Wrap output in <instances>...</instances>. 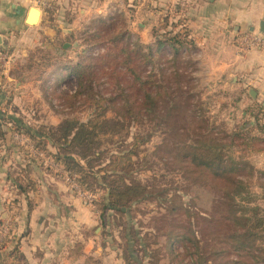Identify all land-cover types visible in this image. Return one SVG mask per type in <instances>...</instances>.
<instances>
[{"label": "trees", "instance_id": "trees-1", "mask_svg": "<svg viewBox=\"0 0 264 264\" xmlns=\"http://www.w3.org/2000/svg\"><path fill=\"white\" fill-rule=\"evenodd\" d=\"M118 21H122L121 26ZM128 33L127 20L122 14H115L93 20L79 34L76 46L79 52L76 51L74 61L66 55L69 49L63 47L57 53L43 49L34 52L28 59L29 66L47 67L46 78H42V74L38 78L39 81L42 78L43 95H58L62 108H69L71 115L81 106L90 114L82 120L63 112L56 125L39 123L36 117L34 119V113L31 123L16 117L5 119L0 115V141L5 136L3 121L10 120L7 123L11 122L15 132L29 137L37 150L61 164L70 177L77 176L82 192L93 197V207L103 227L106 228L117 216L121 221L126 220L125 224L118 225L123 228L119 245L125 264H142L135 253L141 251L137 249L139 242L151 235L135 230L132 225L133 206L140 203H156L161 209L165 207L167 213L160 215L163 220L174 221L172 216L175 214H183L189 220V229L185 231L182 224H170L169 230L163 232V236L166 234L173 241L169 246L172 253L174 241L180 239L193 243L197 254L195 264L209 263L203 255L204 244L212 247L211 264H241L226 256L231 249L238 251L241 247H248L250 255L254 256L252 250L256 241L264 243V218L259 216L258 206L253 205L254 194L241 176L248 165L229 150L237 145L243 151L247 148L264 151V138L255 134L263 129L260 110L247 112L249 117L235 123L230 133L218 130L201 111L204 110L199 97L201 88L193 75L185 77L176 68L170 75L161 74L163 67L143 74L141 68L144 64H161L171 59L172 64L176 63L180 52L191 47L187 35L153 30L154 43L143 45L127 42ZM166 45L173 52L170 60H166L163 54ZM92 48H99L101 52L87 54ZM36 54L44 56L38 60ZM187 61L197 66L191 59ZM25 62L15 67L19 77L24 75ZM118 68L125 70L117 71ZM111 69L114 70L112 73ZM72 81L75 84H71ZM103 84L105 87L100 88ZM111 86L115 87L113 91ZM214 96L208 95V98ZM51 105L55 108L52 100ZM111 108L117 112L113 118L108 116ZM251 117L255 118V123ZM143 121L165 129L163 142L155 146L150 157H142L141 151L142 146L151 140V134L133 131ZM227 138L229 144L221 141ZM49 148L55 153H49ZM158 160H163L165 166L178 165L191 184L204 183L210 187L213 194L210 209L203 212L191 206L197 200L189 193L191 185L185 192L158 186L155 173ZM144 173L149 175L143 178ZM1 227L3 221L0 219V231ZM193 228L201 233L204 243ZM239 243L243 245L239 246ZM6 246L5 242L3 248ZM142 251L146 258V249ZM82 264L102 262L85 257Z\"/></svg>", "mask_w": 264, "mask_h": 264}, {"label": "crops", "instance_id": "crops-1", "mask_svg": "<svg viewBox=\"0 0 264 264\" xmlns=\"http://www.w3.org/2000/svg\"><path fill=\"white\" fill-rule=\"evenodd\" d=\"M34 8L39 10L35 17ZM115 14L124 16L130 34L143 45L154 43L153 30L186 34L191 47L180 54L197 65L193 74L199 86L207 95L220 96L218 108L241 110L233 125L260 110L264 138V48L244 51L240 45L244 33H260L264 0H0V115L31 120L33 106L25 96L32 90L25 85L27 77L15 72L18 63L38 49L57 53L63 47L71 58L79 34L93 20ZM163 50L173 57L167 45ZM5 121L0 141L5 238L32 255L61 258L67 248L79 246L83 257L125 264L118 232L111 224L103 227L95 208L72 188L64 167L47 153L32 152L29 137Z\"/></svg>", "mask_w": 264, "mask_h": 264}, {"label": "rangeland", "instance_id": "rangeland-1", "mask_svg": "<svg viewBox=\"0 0 264 264\" xmlns=\"http://www.w3.org/2000/svg\"><path fill=\"white\" fill-rule=\"evenodd\" d=\"M122 21H118V26H121ZM111 34H113V30H111ZM127 35V34H126ZM129 38L125 39L127 42H130L133 44L136 42L134 37L130 33H128ZM79 49V47H78ZM169 50V49H168ZM79 52V51H77ZM101 52L99 48H92L87 51V54H93L97 55ZM74 54V53H73ZM79 54V53H78ZM44 54H36V57L38 60L42 58ZM165 59H171L169 56L165 54ZM71 59L74 61L76 60L75 54L71 57ZM174 60V59H173ZM189 60L187 57L184 56H177V62L172 64V59L170 62L163 61L161 64H144L141 68L144 70L143 74H149L153 68H156V70H159L157 67H160L162 69L161 74L170 75L171 72L176 70L180 71L185 77L187 76H194L193 73L197 71V66H193L192 63H187ZM192 62V61H190ZM55 65V64H54ZM58 65V64H56ZM29 66V60L24 63V69L23 74L27 76V80H25L27 87L30 88L32 91L28 92L25 97H29L31 100L30 104H32L33 111L30 114L34 113V119L36 117V120L39 123L43 124H52L57 122L59 119L63 117V114H70L71 111L69 108L65 107L62 108V102L59 101L58 95H52V96H44L43 91L40 87V84L42 83V78H46V69H43V67L39 66V64H30ZM195 67V68H194ZM125 68H118L117 71H124ZM114 70L111 69V73ZM46 73V74H45ZM42 74V78L39 81L38 78ZM188 74V75H187ZM126 80L129 79V77L125 78ZM44 80V79H43ZM103 79H101L100 82H102ZM124 82V81H123ZM71 84H75L73 81ZM123 84V83H122ZM194 82L190 84V87L193 88ZM105 85L103 84L100 88H104ZM189 88V86H188ZM190 88V89H191ZM200 100L203 102L202 107L204 108L203 111L204 115L209 118V121H211L214 126L218 128V130H222L225 133H230L233 126V119L240 118V111L233 112V111H227L222 110L221 108H218L216 105V102L220 98V96H214L212 98H208V95L205 94V89L203 90V87H200ZM115 89L114 86H111V91ZM193 90V89H192ZM199 90V89H198ZM193 92V91H192ZM111 94H114L111 92ZM54 97V99H51ZM51 100L55 105V108H52ZM199 101V103L201 102ZM81 103H78L80 105ZM112 107V105H111ZM210 108V110H209ZM64 112V113H63ZM63 113V114H62ZM89 111L85 109V107L79 108L74 112L71 116L79 117L82 120H86L89 116ZM117 112L111 108V111H109L108 116L113 118L115 117ZM224 123V125H223ZM235 123V122H234ZM134 132H140L141 134L150 133L151 134V140L149 141L148 145L142 146V157H150V154L154 150L155 146L159 145L163 142L165 135L164 131L165 129L156 128L153 124L148 123L147 121H143L142 124H138L135 129H133ZM261 132L256 131L255 134L259 136ZM222 134H219V136ZM223 136V135H222ZM225 144H229L230 140L227 138L226 140H221ZM34 146V145H33ZM256 146H259L256 144ZM230 153H232L234 156H240L241 159H239L242 162H245L248 165V168H246L244 171H242V178L246 183L249 184L251 192L254 194L255 201L253 202L254 206H258L259 208V216L264 218V151L262 152H255L252 151V148H247L246 150H242L239 146H234L229 150ZM157 165L155 166V173L158 179V186L162 187H168V188H177L178 190H181L182 192H185L184 190L190 186L189 193L190 195L197 198L195 204H192L191 206L193 208H196V210H202L203 212H207L210 209V205L213 199L212 191L210 190V187L205 186L204 183H199L198 185L191 184L184 175H182V171L178 169V165H171V166H165L163 160H158ZM151 174V173H150ZM149 175L148 173H144V175H141L143 178H146L145 176ZM172 193V192H171ZM175 200V199H174ZM133 220L132 225L137 229V231L142 232L143 234L148 232L149 237L146 239H142L138 244V253H135V256L139 258V262L142 264H195V260H197V254L195 253V247L192 242H186V241H180V239H176L174 241L173 246V253L170 251V241L172 239L169 238L165 234L163 236V232L166 230H169L170 224H182L186 227V229H183V231L189 229V224L185 216L183 214H175L174 221L169 220H163L160 218V215L165 213V207L162 209L160 206L156 203H140L136 204V206H133ZM167 213V212H166ZM111 222V230L113 232H118L117 236L123 235V228H119L118 225L121 223H126V220L121 221L120 216H117L113 220H110ZM202 223V222H201ZM4 225V224H3ZM2 228V227H1ZM159 228H163L162 231L159 230ZM195 228H193L194 230ZM4 228L0 231V262L4 264H82V262L85 260V257L80 255V251L78 250L77 246H73L71 248H67L65 250V255L61 258L57 256H48L45 257V255L42 254H36L32 255L31 251L28 247H24L21 244H12V240L5 238V231H3ZM224 232L226 231V228L223 229ZM197 232V233H196ZM195 233L198 234L199 239L204 243L203 236L199 231H197V228L195 229ZM162 234V235H161ZM195 234V235H196ZM264 234V233H263ZM144 235H141L143 237ZM5 242L8 244L7 249H4ZM120 242V240H119ZM173 242V241H172ZM10 243V244H9ZM124 245V243H123ZM150 247L147 249V246ZM243 243H239V246H242ZM146 249L147 251V257H143V251L142 249ZM203 255L207 258V261H209L208 264H211V260L213 259V256L210 254V250H212V247H206L205 244L203 245ZM250 249L248 247H241V250L235 251L234 249H231L229 251V254H227V259H233L238 260L241 264H264V243L261 240H257L253 247V253L254 256L250 255L249 251ZM46 254V253H45ZM212 258V259H211Z\"/></svg>", "mask_w": 264, "mask_h": 264}, {"label": "built area", "instance_id": "built-area-1", "mask_svg": "<svg viewBox=\"0 0 264 264\" xmlns=\"http://www.w3.org/2000/svg\"><path fill=\"white\" fill-rule=\"evenodd\" d=\"M241 49L244 51L255 49V48H264V35L258 32H247L241 36L240 40ZM28 145L31 147L32 152L35 154H40L32 144L28 142ZM68 176V181L71 183L72 188L76 191L84 200L93 206V197L85 192H82L80 185L77 183V176L72 177Z\"/></svg>", "mask_w": 264, "mask_h": 264}, {"label": "water", "instance_id": "water-1", "mask_svg": "<svg viewBox=\"0 0 264 264\" xmlns=\"http://www.w3.org/2000/svg\"><path fill=\"white\" fill-rule=\"evenodd\" d=\"M38 14H39V10L38 9H36V8L32 9V16L33 17H35ZM31 23L34 24V21L32 20ZM259 31H260V33H263L264 34V21L261 22ZM67 47H69L68 44L65 45V48H67Z\"/></svg>", "mask_w": 264, "mask_h": 264}]
</instances>
